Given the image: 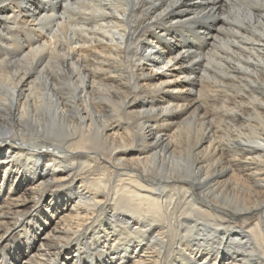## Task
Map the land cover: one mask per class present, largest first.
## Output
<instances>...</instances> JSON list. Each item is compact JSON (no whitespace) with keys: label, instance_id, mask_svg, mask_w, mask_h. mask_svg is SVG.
<instances>
[{"label":"bare ground","instance_id":"1","mask_svg":"<svg viewBox=\"0 0 264 264\" xmlns=\"http://www.w3.org/2000/svg\"><path fill=\"white\" fill-rule=\"evenodd\" d=\"M0 264H264V0H0Z\"/></svg>","mask_w":264,"mask_h":264},{"label":"rangeland","instance_id":"2","mask_svg":"<svg viewBox=\"0 0 264 264\" xmlns=\"http://www.w3.org/2000/svg\"><path fill=\"white\" fill-rule=\"evenodd\" d=\"M153 72L155 73H159V74H162V73H164V72H167V69H162V70H159V71H156V70H153Z\"/></svg>","mask_w":264,"mask_h":264}]
</instances>
